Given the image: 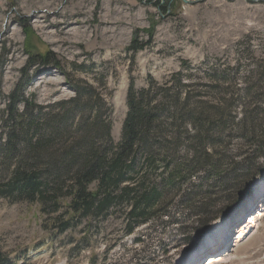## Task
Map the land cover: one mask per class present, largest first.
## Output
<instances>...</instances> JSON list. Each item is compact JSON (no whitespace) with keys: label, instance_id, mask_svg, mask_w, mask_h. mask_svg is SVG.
I'll list each match as a JSON object with an SVG mask.
<instances>
[{"label":"rangeland","instance_id":"374dc122","mask_svg":"<svg viewBox=\"0 0 264 264\" xmlns=\"http://www.w3.org/2000/svg\"><path fill=\"white\" fill-rule=\"evenodd\" d=\"M134 36L151 42L130 52ZM175 73L193 99L221 108L209 160L173 186L157 172L160 203L132 231L124 207L60 234L39 201L0 197L1 255L12 264H264V0H0V141L13 93L19 111L61 113L64 102L77 115L85 101L73 103L75 88L87 84L117 143L129 86ZM182 143L170 149L188 163Z\"/></svg>","mask_w":264,"mask_h":264},{"label":"trees","instance_id":"16d2710c","mask_svg":"<svg viewBox=\"0 0 264 264\" xmlns=\"http://www.w3.org/2000/svg\"><path fill=\"white\" fill-rule=\"evenodd\" d=\"M150 42L134 36L128 51L136 53ZM76 86L73 103L85 101L77 115L63 102L61 113L35 116L29 103L22 111L16 109L20 93L11 95L3 121L6 138L0 141V197L39 201L40 211L54 220L46 225L60 234L124 207L132 231L160 203L163 190L155 184L157 172L173 186L175 178L194 173L196 162L209 160L206 144L210 127L223 121L221 108L202 95L193 99L192 83L184 82L181 73L163 83L150 77L145 87L129 86L121 137L115 143L100 94L87 84ZM241 120L244 124L250 119ZM182 141L194 154L188 163H180L170 149ZM0 264H12V259L0 253Z\"/></svg>","mask_w":264,"mask_h":264},{"label":"bare ground","instance_id":"6f19581e","mask_svg":"<svg viewBox=\"0 0 264 264\" xmlns=\"http://www.w3.org/2000/svg\"><path fill=\"white\" fill-rule=\"evenodd\" d=\"M255 221V216L254 217H252L251 218V220H250V222L252 223V222H254ZM247 225V223L244 225V227ZM238 226H240V225H238ZM237 226V227H238ZM244 227H241L240 229L238 228V232H240L241 230H242V228L243 229H245ZM226 232V231H225ZM226 234V233H225ZM222 235H223V233H222ZM228 235V234H227ZM224 238V237H223ZM218 257V256H217ZM207 259H209L208 260V264H211V263H215V262H219L221 259H222V257H220V258H215L214 256H209ZM215 259H217L216 261H215Z\"/></svg>","mask_w":264,"mask_h":264}]
</instances>
